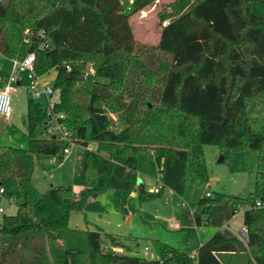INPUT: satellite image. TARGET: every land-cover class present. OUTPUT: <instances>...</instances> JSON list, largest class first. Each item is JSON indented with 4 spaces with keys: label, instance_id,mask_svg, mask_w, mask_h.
Segmentation results:
<instances>
[{
    "label": "trees",
    "instance_id": "16d2710c",
    "mask_svg": "<svg viewBox=\"0 0 264 264\" xmlns=\"http://www.w3.org/2000/svg\"><path fill=\"white\" fill-rule=\"evenodd\" d=\"M256 1L264 2L172 0L158 12L167 22L148 47L133 38L128 18L155 0L128 7L119 0L0 1V54L20 59L32 52L35 75L55 69L51 87L58 90L51 114L26 99L27 148L0 145V197L17 205L1 218L0 264H226L228 254L264 264V15L253 12ZM24 28L29 42L21 47ZM28 82L21 73L19 85ZM104 108L120 113V129L111 128ZM54 122L83 146L89 127L94 147L83 152L77 195L60 185L40 193L30 183L34 159L59 161L71 144L48 133ZM196 143L216 144L221 160L230 149L256 151L252 191L203 193L191 210L181 205V217L216 228L243 207L244 241L218 229L189 255L154 239L157 258L147 259L113 250H127L130 237L68 225L70 211L107 188L136 191L139 201L163 188L181 196L187 181L207 178L190 151ZM138 152L157 166L154 191L136 187Z\"/></svg>",
    "mask_w": 264,
    "mask_h": 264
},
{
    "label": "rangeland",
    "instance_id": "374dc122",
    "mask_svg": "<svg viewBox=\"0 0 264 264\" xmlns=\"http://www.w3.org/2000/svg\"><path fill=\"white\" fill-rule=\"evenodd\" d=\"M5 3L8 0H0ZM172 1V0H171ZM170 2V1H169ZM123 5L126 4L125 0H122ZM166 2H159L156 4L155 10H146L143 16L138 15V20L134 22L132 18H129V23L132 27V33L136 41L143 43L145 46H152L156 44V35L157 29L160 23L158 22L157 14L165 5ZM252 10L255 14L264 15V2H253ZM153 12V13H152ZM141 15V14H140ZM156 23V24H154ZM30 29L24 28L21 33V39L18 45L22 44L21 47L25 46L29 42ZM144 37V40L142 39ZM17 45V42H16ZM150 52V49H147ZM55 69H50L48 72L38 76L37 84L40 83L50 85L53 81ZM93 72L92 64L87 63L85 74H91ZM26 97H30L28 90L23 85L14 84L13 90L10 93V108L13 106L16 109V115H20L22 113L19 112V108H21L22 104L26 100ZM36 100H40L41 104L44 105L46 97L40 95L35 98ZM19 109V110H18ZM105 109V113L111 123V128L114 130H118L123 125V122L120 118L119 112H111L110 110ZM24 115V113H23ZM20 120V118L18 119ZM5 127V128H4ZM24 130L25 126L23 125ZM17 132L14 130H10L9 127H6L3 123V118L0 116V145L7 146H16L22 149L27 148V139L25 136V140H17L16 139ZM26 134V132H25ZM22 135V136H23ZM23 136V137H24ZM19 137V138H23ZM23 140V139H22ZM84 140L87 142L86 146L81 144H69L68 145V153L62 155V158L58 161L57 156H42L40 158L33 160V169L30 177L31 185L40 193L44 192L49 184L52 186H65L74 188L76 183L77 170L79 168V163L83 158V152L85 149H92L94 144L89 140V127H86ZM20 143V145H18ZM190 151L198 155L200 161L203 163L207 178L187 181L184 185L183 192L181 196H178L174 193L169 194L166 190H162V193L154 198L145 199L142 202V211L141 215L147 218L146 224H143L141 221L137 225L136 235L139 236L135 238L134 243L130 240L127 241L129 247H126L127 250L123 248L113 247L114 251L117 252H126L129 254L141 256L147 259H156L157 254L153 249L152 245L149 242V236H153L154 233L160 232L161 234L167 235L170 238L169 243H176L175 237H181V235L185 236L183 239L185 240L184 246L180 247L181 251H189L191 247L188 241H194L195 238H191L193 231L191 228L190 235L186 226H180L178 228H172L168 223L171 221H178V216L180 213L181 202L182 204L190 208V206H194L198 197L207 189L211 194L216 191H223L228 194L233 195H241L244 196L248 192L253 190L254 187V173H255V158L256 151L254 150H246V149H230L224 155V158L218 161V158L221 156V152L216 144L205 143V144H192L190 146ZM138 158V159H137ZM136 161L138 162L137 169L139 172L143 174V178L147 180L148 184L155 189L156 187V168L152 164H147L148 158L145 154L138 152L136 154ZM141 170V171H140ZM148 176V177H147ZM74 186V187H73ZM208 186V187H207ZM205 189V190H204ZM140 190V189H139ZM194 204V205H193ZM16 203H13L10 200H6L0 197V207L2 208V212L0 213V222L1 218L4 214H13L16 210ZM95 206V203L93 207ZM90 208V205L87 206ZM243 207H241L230 219L228 228L224 227L225 224L221 225L224 227L223 229H227L232 234L237 235L239 228L242 226L241 223V215H242ZM70 219L74 217L82 218V213L76 212L75 210L70 211L69 213ZM153 215L157 217L153 218ZM157 218V219H156ZM151 222V224H150ZM152 222H156L155 224ZM155 227L156 230H155ZM204 227L211 228L212 233L217 230L216 227L211 225H204ZM243 227V226H242ZM82 227H79L80 229ZM185 231V232H183ZM146 234V235H141ZM190 237V238H189ZM195 237V236H192ZM239 237V236H238ZM241 241H244V237H239ZM132 242V243H131ZM146 244L147 251L146 255L143 254V245ZM108 247L105 239L101 245V248L104 250ZM243 255V254H241ZM240 254L238 255H224L222 256V261L226 264H255L252 259L247 255L243 259Z\"/></svg>",
    "mask_w": 264,
    "mask_h": 264
},
{
    "label": "crops",
    "instance_id": "0c3cea01",
    "mask_svg": "<svg viewBox=\"0 0 264 264\" xmlns=\"http://www.w3.org/2000/svg\"><path fill=\"white\" fill-rule=\"evenodd\" d=\"M119 1L122 4V6L128 7L132 0H125V2H126L125 5H123L122 0H119ZM161 1L168 3L171 0H155V2L152 5L146 6L145 8L133 13L129 18H132V20H134V22H136L138 20V15L141 16L140 14L142 12L146 13V10H148V11L155 10L156 4L161 2ZM163 7H164V5H163ZM129 18H128V24L130 26V30L132 33V27H131V24L129 23ZM158 22H159V20H158ZM166 22H167V20H164L161 23L159 22L160 25L158 26V29H157L156 41H158L161 25H164ZM154 24H156V23H154ZM132 36H133V33H132ZM133 38H134V36H133ZM142 39L144 40L143 36H142ZM9 60H10L9 58L0 54V83L1 84H3L7 79L9 69H10V61ZM54 74H55V71H54ZM53 77H54V75H53ZM27 98L28 97H26V99ZM36 101L41 103L40 100H36ZM19 109H18L19 112L22 113L19 116L16 115V113H15L16 109L13 106L11 108L10 117L8 119H4L3 117L2 118H3V123L6 127H9L10 130H14L17 132L16 139L24 141L25 136L27 139V135L25 134L26 131L24 130V127H23V125H24L23 120H24V115H25V110H26V100L24 101L21 108H19ZM23 113H24V115H23ZM19 118H20V120H18ZM23 133L25 136L23 135ZM19 137H23V138H19ZM18 145H20V143H18ZM147 158H148L147 164H152L153 166H155L156 178L158 179L157 166H156L154 160L152 159L151 156H147ZM137 167H138V162L136 161V175H137V179H139V181L141 183V187H142L140 190L154 191L155 187L152 188L148 184L147 180H145L143 178L142 172L140 173L139 170L137 169ZM76 172H77V176H76V182H75L76 184L75 185H77V186H75V187L73 186L74 188L71 187L73 194H75V195H77L78 191L81 188L82 160L80 161L79 168ZM208 180L209 179L207 178V183H208ZM51 185L52 184H49V186H51ZM156 187H157V181H156ZM162 190H166L169 194L174 193L171 190H169L168 188H163ZM94 203H95V206L93 207ZM141 204H142V202L138 200L136 191H125V190H116V189L107 188V189L101 190L95 197L87 198L80 211L75 210L76 212H80V214L81 213L83 214L81 221H80L79 217H76L75 219L73 217L72 219H70V215H69L68 225L70 227H73V228L82 227L80 229L100 228L101 231H103V232L111 233V234L117 235L119 237H123V238L124 237H130L128 240H130L134 243L135 238L139 237L136 235L138 223L140 221L143 224L148 223L146 221L147 218H145L144 216L141 215V211H142ZM89 205H90V208H87V206H89ZM180 205H182V202ZM191 207L192 206H190L189 210H191ZM155 217H157V216L153 215V218H155ZM230 219L226 222L227 224H229ZM174 222H175L174 226L170 225V223H168L169 226L172 228H178L177 230H179L181 225L183 227L186 226L187 228H189V229H187L189 231V233H188L189 235H190V230L191 229L193 230L191 232V234H192V236H195V237L191 236V238L192 239L195 238L196 240L187 242V245L189 244V247H191V250L182 251V252L188 253L189 255H194L197 246L202 241L207 239L212 234V231H213V230H211V228L204 227V225L196 226L195 224L190 222V216L185 217V218L181 217V208H180V213L178 216V221L177 222L174 221ZM152 223L155 224L156 222H152ZM150 224H151V222H150ZM227 224H225V226H224L225 228L226 227L228 228V226H226ZM224 227H219V228H217V230L223 229ZM156 228L157 227H155V230H156ZM183 232H185V231H183ZM141 235H146V234L141 233ZM184 236H185V233H184V235H181V237H175L176 243H174V244H170L169 243L170 238H168L167 235L161 234L160 232L154 233L153 236L152 237L149 236L148 239H149V242L151 245H152V240L155 239V240L170 244V245L176 247L177 250L181 251L180 247L184 246V244H182V243H185V240L183 239ZM128 240H124V243H125L126 247H129V249H130V246L127 243ZM144 247L147 248L146 244L143 245V248ZM143 248H142V250H143Z\"/></svg>",
    "mask_w": 264,
    "mask_h": 264
},
{
    "label": "built area",
    "instance_id": "2783aa9c",
    "mask_svg": "<svg viewBox=\"0 0 264 264\" xmlns=\"http://www.w3.org/2000/svg\"><path fill=\"white\" fill-rule=\"evenodd\" d=\"M46 46L45 43H42V47ZM33 60L34 55L32 52L26 53L22 58H11L10 61V69L7 76L6 81L0 86V116L4 119H8L11 114V108L9 104L10 100V93L13 90V85L16 84V82L19 83V78L21 73H25L26 77L29 78V82L27 85V90L30 94V97L35 99L36 97L42 95L46 97L44 105H42L45 109V112L47 114H51V109L53 104L58 100V90L52 88L50 85L40 83L37 84V78L38 76L35 75L33 70ZM53 117H62V113H58L56 115H53ZM48 133H52L53 136L55 134L60 139H65L67 142L71 143V140L69 139V133L63 128V126L57 122H54L51 127L48 129ZM68 152V147L63 148V153ZM158 186V185H157ZM0 189V194H1ZM210 193L208 190L204 192V195L208 196ZM256 206H260V203L258 201L255 202ZM2 208L0 207V213L2 212ZM170 225H175L174 221L170 222ZM237 236H241L245 238V228L240 227ZM147 248H143V254L146 255Z\"/></svg>",
    "mask_w": 264,
    "mask_h": 264
},
{
    "label": "water",
    "instance_id": "95a60500",
    "mask_svg": "<svg viewBox=\"0 0 264 264\" xmlns=\"http://www.w3.org/2000/svg\"><path fill=\"white\" fill-rule=\"evenodd\" d=\"M16 84H18V82H16ZM220 160H221V157L218 158V161H220ZM136 187H137L138 189H141V188H142L139 179H137V181H136Z\"/></svg>",
    "mask_w": 264,
    "mask_h": 264
}]
</instances>
